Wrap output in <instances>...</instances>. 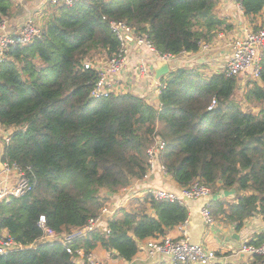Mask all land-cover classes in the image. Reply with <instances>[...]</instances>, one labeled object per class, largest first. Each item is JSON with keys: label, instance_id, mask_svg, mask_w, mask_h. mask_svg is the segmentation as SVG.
Listing matches in <instances>:
<instances>
[{"label": "trees", "instance_id": "obj_1", "mask_svg": "<svg viewBox=\"0 0 264 264\" xmlns=\"http://www.w3.org/2000/svg\"><path fill=\"white\" fill-rule=\"evenodd\" d=\"M217 1L51 5L40 37L9 49L0 63V125L14 130L0 160L19 165L32 190L0 203V229L26 246L0 255V264H76L59 241L38 242L39 216L57 233L83 226L103 207L102 189L115 192L145 175V151L155 137L165 141L159 161L178 186L200 181L214 191L219 182L236 192L224 211L236 229L255 215L264 220V106L258 113L241 108L233 98L238 78L177 68L160 79L164 87L155 108L130 92L91 98L99 72L82 65L99 53L108 59L119 52L112 21L145 34L159 53L196 51L217 31L233 28L215 13ZM241 7L245 15H256L264 0H241ZM10 8L11 0H0V21ZM212 98L217 103L208 110ZM246 99L264 103V52ZM147 204L153 214L145 210ZM140 205L117 209L107 219L108 233H91L73 248L88 254L100 244L131 260L137 240L164 236L188 216L179 201L145 196ZM263 241L261 232L248 243ZM253 257L264 264V256Z\"/></svg>", "mask_w": 264, "mask_h": 264}, {"label": "crops", "instance_id": "obj_2", "mask_svg": "<svg viewBox=\"0 0 264 264\" xmlns=\"http://www.w3.org/2000/svg\"><path fill=\"white\" fill-rule=\"evenodd\" d=\"M50 7L52 6L46 4L43 0H11V8L6 15L5 29L8 33L16 34L27 19H32L41 27L44 19L50 13ZM215 13L226 18L233 28L217 31L212 40L203 42L209 47L207 50L199 47L196 51H185L177 54L174 59L167 63L169 72L182 67L197 69L204 77L220 72L230 53L231 43L242 37L245 29L264 27V9L256 15H245L237 9L233 0H218ZM127 48L128 63L118 77L114 92H130L144 98L153 107L158 108L159 100L156 89L160 80H153L154 72L150 67H157L163 61L156 58L155 52L130 40ZM140 60L145 61L151 71L144 78L139 77L136 71V66ZM243 79L254 81L249 76L238 77L239 81ZM13 130L14 127L0 125V157L4 147V134L6 132L12 133ZM2 175V171H0V179ZM149 188L166 189L175 193L181 190V187L176 184L170 173L159 171L157 168L148 173L147 177L133 180L125 188H120L115 192L103 190L104 192L102 191L100 194L109 198L110 205L108 206L112 209L110 215L113 216L119 208L127 210L140 209V201L148 196L146 191ZM131 198H134L135 204L129 201ZM235 200L236 192L233 189L221 188L219 182L215 185L214 191L210 190V195L207 198L183 199L182 203L188 210L187 236L191 242L201 243L205 247L214 250L217 254L216 261L218 264H260L253 256L240 252V248L257 234L264 233V220L261 216L255 215L244 220L243 225L236 229V224L228 221L224 213ZM205 203H208L214 219L212 224H206L200 214L201 207ZM144 208L147 213L153 214V210L149 208L148 204ZM178 227L177 225L171 228L166 235L159 237H179ZM0 230L7 234L6 230ZM150 239L152 238L137 240L138 251L131 260H124L117 256L115 251H107L100 244H97L87 255H91L93 258L102 260L107 264H168L158 256L156 258L148 256L145 246ZM83 263L84 259L78 264Z\"/></svg>", "mask_w": 264, "mask_h": 264}, {"label": "built area", "instance_id": "obj_3", "mask_svg": "<svg viewBox=\"0 0 264 264\" xmlns=\"http://www.w3.org/2000/svg\"><path fill=\"white\" fill-rule=\"evenodd\" d=\"M49 5H72L77 0H43ZM237 9L243 13L241 0H233ZM6 16L0 21V63L7 59L8 51L14 46H24L40 37L41 27L32 19H27L21 29L16 34L8 33L5 29ZM110 27L119 41V52L108 58L101 67H96L89 61L83 62L84 69H94L99 72V76L93 83L90 91V97L101 99L108 97L114 92V86L118 82V77L124 71L128 61V42L129 40L139 46L147 47L155 52L156 58L163 62H170L176 55L170 53H159L145 34H137L123 21H112ZM202 45V46H201ZM203 50L209 47L203 42L200 46ZM264 52V27L257 29H245L240 38L234 40L230 45V53L221 69L227 77L249 76L251 79H258L261 57ZM139 77H145L150 74V70L145 61H139L136 66ZM164 86L161 83L157 85V92ZM128 93V92H123ZM117 94V93H115ZM216 98H212L207 106L210 110L215 107ZM159 107V106H158ZM11 133L6 132L3 138V144L10 141ZM165 148V141L160 138H154L153 143L146 148L145 156L147 159V171L142 178L148 176V173L159 169L166 171L165 166L159 161L160 154ZM2 177L0 179V203L8 201L11 197H18L32 190V185L26 172L15 163L2 162ZM146 193L156 200H170L182 202L186 199L207 198L210 195V188L200 181H194L191 185L181 188L178 193L166 190L149 188ZM111 208L105 206L100 208V212L90 217L87 222L80 227L71 228L70 231L57 233L55 230L46 226L44 215H40L37 225L43 230V236L38 242L59 241L65 247L68 254L72 255L73 261L78 264L84 259L83 264H107L102 260L93 258L84 253L83 249L73 248L76 241L84 239L91 233H108L107 219H110ZM200 214L206 224H212V217L208 203H205L200 210ZM110 215V216H109ZM187 218L178 226L180 236L177 238L157 237L147 241L145 249L150 258L157 256L168 264H218L217 254L214 250L205 247L201 243L191 242L187 236ZM32 246V245H31ZM26 246L15 242L8 234L0 230V255L22 250ZM240 252L250 256H264V241L260 244L244 243Z\"/></svg>", "mask_w": 264, "mask_h": 264}, {"label": "rangeland", "instance_id": "obj_4", "mask_svg": "<svg viewBox=\"0 0 264 264\" xmlns=\"http://www.w3.org/2000/svg\"><path fill=\"white\" fill-rule=\"evenodd\" d=\"M37 23V22H36ZM38 24V23H37ZM39 25V24H38ZM42 27V26H41ZM86 62H90L91 64H93L94 66L96 67H101L103 64L106 63L107 61V58L105 57L104 53H99L98 55H95L93 56L92 58H89V59H86L85 60ZM252 81H250V79H243V80H240L238 82V86L235 90V93L233 95V98L235 100H237L240 105H241V108L244 110V111H251L253 113H258L259 112V109L261 108V106L263 105L264 106V103H260V102H256V101H250L248 99H246V92L247 90L249 89L250 87V84H251ZM159 125V124H158ZM158 127V126H157ZM106 191V189H102V191ZM211 190V188H210ZM103 191V192H104ZM108 191V190H107ZM101 195V194H100ZM102 196V195H101ZM117 196V195H116ZM105 198V201L103 202V207L105 206H108L110 205V200L109 198L107 197H104ZM129 201H131L132 204H135V200L134 198H131ZM100 212V211H99Z\"/></svg>", "mask_w": 264, "mask_h": 264}, {"label": "water", "instance_id": "obj_5", "mask_svg": "<svg viewBox=\"0 0 264 264\" xmlns=\"http://www.w3.org/2000/svg\"><path fill=\"white\" fill-rule=\"evenodd\" d=\"M153 72V80H160L162 77H164L165 75H167L169 73V67L167 62H162L159 66L157 67H150ZM0 171H2V163L0 164ZM186 199V198H184Z\"/></svg>", "mask_w": 264, "mask_h": 264}]
</instances>
